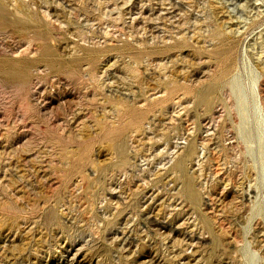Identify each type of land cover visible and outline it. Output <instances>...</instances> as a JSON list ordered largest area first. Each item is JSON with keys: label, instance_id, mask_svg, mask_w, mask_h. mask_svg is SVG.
<instances>
[{"label": "rangeland", "instance_id": "rangeland-1", "mask_svg": "<svg viewBox=\"0 0 264 264\" xmlns=\"http://www.w3.org/2000/svg\"><path fill=\"white\" fill-rule=\"evenodd\" d=\"M0 6V264H264V0Z\"/></svg>", "mask_w": 264, "mask_h": 264}, {"label": "bare ground", "instance_id": "bare-ground-1", "mask_svg": "<svg viewBox=\"0 0 264 264\" xmlns=\"http://www.w3.org/2000/svg\"><path fill=\"white\" fill-rule=\"evenodd\" d=\"M4 15V9L0 6V16L2 17ZM209 92H207L205 95H204V99L207 100V97L209 96ZM176 148H179L178 150H182L183 146L182 145H177ZM181 152V151H180ZM191 156H194V162L191 164V165H195L196 162L198 161L199 159V154L197 155L196 154V150H194L193 148V145L190 143L186 149H185V153H183V155H181L180 159L178 160V167H183V165L186 163L185 161L187 160V158L191 157ZM164 227V226H163ZM200 237H195L194 235H191L188 240L186 239L185 242L182 244V248H183V256L185 259V254L186 253H191V249L193 248L194 244H196V240L199 239ZM78 249H75L74 248H69L65 251V255H64V258L66 260L69 261L70 264H93V261L92 260H88L86 262V260L83 258L81 260L78 259ZM188 259V258H186ZM61 261L62 260H56L53 262V264H61ZM146 264H160L159 262H149L147 261ZM180 264H189L188 261L186 262H181Z\"/></svg>", "mask_w": 264, "mask_h": 264}]
</instances>
